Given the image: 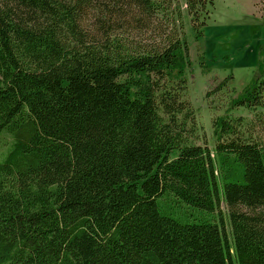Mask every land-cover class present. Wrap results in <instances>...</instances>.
<instances>
[{"label": "trees", "instance_id": "1", "mask_svg": "<svg viewBox=\"0 0 264 264\" xmlns=\"http://www.w3.org/2000/svg\"><path fill=\"white\" fill-rule=\"evenodd\" d=\"M189 64L179 0H0V264H264V56L213 149Z\"/></svg>", "mask_w": 264, "mask_h": 264}, {"label": "rangeland", "instance_id": "2", "mask_svg": "<svg viewBox=\"0 0 264 264\" xmlns=\"http://www.w3.org/2000/svg\"><path fill=\"white\" fill-rule=\"evenodd\" d=\"M205 27L197 34L191 26L183 0H179L188 44L190 64L184 77L183 99L189 104L195 121L196 145L213 149L212 120L217 116L243 117L247 123L253 113L244 108L231 109L230 99L254 76L259 54L264 56V5L259 0H211ZM227 86L216 89L225 78ZM264 115V110L261 112ZM260 130L256 125L255 131ZM261 135V133H260ZM9 138L0 140V152L8 148ZM226 213V206L221 203Z\"/></svg>", "mask_w": 264, "mask_h": 264}]
</instances>
